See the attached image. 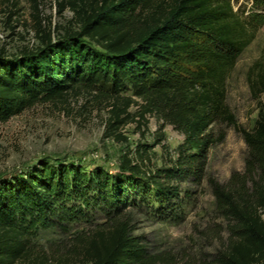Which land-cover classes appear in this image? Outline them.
Wrapping results in <instances>:
<instances>
[{"label":"trees","instance_id":"16d2710c","mask_svg":"<svg viewBox=\"0 0 264 264\" xmlns=\"http://www.w3.org/2000/svg\"><path fill=\"white\" fill-rule=\"evenodd\" d=\"M33 1L41 46L0 54V122L39 103L90 93L111 101L105 139L127 141L121 130L132 105L138 124L155 117L184 138L161 165L154 145L138 143L121 155L116 172L41 165L0 181V264H153L134 234L133 215L183 220L206 179L229 221L228 253L218 264H264V47L247 75L259 113L251 129L241 130L243 171L225 183L208 177L211 149L224 141V128L236 126L229 78L264 16L246 15L233 0H60L75 26L60 34ZM49 230L76 233L67 252L35 253Z\"/></svg>","mask_w":264,"mask_h":264},{"label":"rangeland","instance_id":"374dc122","mask_svg":"<svg viewBox=\"0 0 264 264\" xmlns=\"http://www.w3.org/2000/svg\"><path fill=\"white\" fill-rule=\"evenodd\" d=\"M38 1L40 14L46 23L50 21L57 30L60 28V34L66 28L75 30L71 23L73 13L69 9L60 11V0ZM12 3L17 4L19 11L10 16L9 12L15 9ZM233 4L246 15H259V21L264 16L262 0H233ZM34 6L33 0H0V54L17 56L41 46L33 28ZM263 47L264 23L241 54L228 81L227 101L235 114L236 126L224 128V141L211 149L208 167V177L222 183L227 182L234 171L244 168L247 146L241 130L251 129L259 113V103L251 96L247 75ZM261 100L264 102V95ZM110 103L95 94L83 93L63 101L36 104L9 121L0 122V181L20 177L41 165L73 164L85 170L103 166L116 172L121 155L138 143L154 145L153 151L157 153L154 161L161 165L164 155L182 143L181 133L171 125H162L155 117H149L146 126L138 124L137 105L129 107L131 120L121 130L127 141L103 138ZM186 206V216L180 221L133 215L134 234L143 237V245L153 257V264H218L228 253L229 221L218 213L208 179L199 187L195 201ZM75 234L43 232L35 243V253L58 252L59 256L67 252Z\"/></svg>","mask_w":264,"mask_h":264}]
</instances>
